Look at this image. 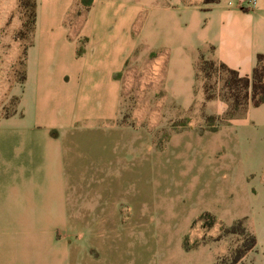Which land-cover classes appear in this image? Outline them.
Masks as SVG:
<instances>
[{
  "label": "crops",
  "instance_id": "1",
  "mask_svg": "<svg viewBox=\"0 0 264 264\" xmlns=\"http://www.w3.org/2000/svg\"><path fill=\"white\" fill-rule=\"evenodd\" d=\"M80 1L36 0L34 28L20 38V0H0V109L16 99L13 112L0 115V264H215L231 250L227 237L215 239L220 227L239 220L256 238L241 259L256 251L264 240L247 208L187 204L173 219L141 207L125 216L121 203L106 197L121 183V172L109 183L106 159L120 163L124 143L126 158L143 154L141 144H150L145 154L153 147V113L150 130H123L126 60L139 52L155 55L152 67L165 65V93L184 98L188 107L196 87L206 113L222 114L227 104L206 98L197 67L204 59L251 75L264 54V0H150L141 42L132 32L138 8L124 15L115 9L110 31L111 2L91 26ZM23 51V79L17 81ZM243 119L264 123V104L248 108ZM183 133L200 140L211 132L172 138ZM205 212L213 218L209 227L199 219ZM185 237L197 246L186 250Z\"/></svg>",
  "mask_w": 264,
  "mask_h": 264
},
{
  "label": "rangeland",
  "instance_id": "2",
  "mask_svg": "<svg viewBox=\"0 0 264 264\" xmlns=\"http://www.w3.org/2000/svg\"><path fill=\"white\" fill-rule=\"evenodd\" d=\"M98 1H80L84 11L87 9L90 11L91 26L100 7L106 2H111L107 12L110 31L114 27L111 18L115 9L124 15L130 9L138 8L132 21L134 24L132 32L133 35H138L137 39L146 38L147 10L150 0ZM80 38L81 41L86 40L85 37ZM140 39L138 40L141 42ZM23 56L24 51L16 70L17 81H21ZM154 58L153 54L142 55L139 52L123 64L121 70L123 130L130 132L150 130L147 121L153 113L152 129L155 137L153 147L148 149L147 154H145L146 146L150 144H141L137 149L143 154L126 158L124 143L121 165L118 160L114 165L113 158L106 159V172L111 174L108 178L109 183L114 184L113 174L121 172L120 189L117 185L116 191L113 189L107 191V199L119 201L122 213L127 217L133 216L141 207H147L155 215L161 214L173 219L181 216L187 204L193 209L199 205H211L219 210L228 209L230 212L247 208L250 221L253 219L252 229L262 243L264 240V123L258 120L254 123L244 119L239 120L246 114L248 108L254 107L252 104L230 120L224 119L226 110L222 114H207L206 102L197 95L196 87L191 97V105L186 107L184 98L179 101L180 98L172 91L165 93L163 89L165 65L152 67ZM199 66L200 63L197 67L196 80L198 83L202 82L203 87L206 86L208 92L215 94L214 98L222 102L223 100L217 95L224 92L222 89L224 72L220 71L218 64H215L211 75L207 77L200 71ZM166 83L172 88L171 79ZM15 103L16 99L11 98L5 108L0 109V115L11 114ZM220 105L219 103L218 107L216 106V111L220 109ZM236 119L238 120L233 121ZM182 131H196L201 134L209 131L211 133L205 136L211 138L205 137L199 140L190 133L172 138ZM194 161L196 165L189 168L188 163ZM109 162L111 166L108 165ZM189 183L195 184L196 188L187 189ZM201 220L203 226H210V217ZM235 223L223 224L220 227L221 232L216 235L215 239L227 237L231 246L229 253L218 260L217 264H233L232 258L243 244L245 239L243 235L226 231ZM193 242L190 245L197 243ZM261 259H264V243L236 264H264L259 262Z\"/></svg>",
  "mask_w": 264,
  "mask_h": 264
},
{
  "label": "trees",
  "instance_id": "3",
  "mask_svg": "<svg viewBox=\"0 0 264 264\" xmlns=\"http://www.w3.org/2000/svg\"><path fill=\"white\" fill-rule=\"evenodd\" d=\"M219 0H203L206 5H211ZM20 7L24 13L23 27L18 32L17 36L25 38L30 35L36 21V0H20ZM215 62L202 59L200 62V71H202L207 77L211 75V70L215 67ZM220 71L224 72L225 77L223 79L222 89L224 92L218 94L223 101L227 103V109L225 111V120H230L240 115L243 110L249 105L257 107L264 104V54L257 55V63L252 70L251 75L241 76L238 71L228 68L224 64H218ZM21 79L23 77L21 76ZM206 98L211 99L215 97L212 92L209 93L205 86ZM211 119V117H209ZM210 217L209 225L213 223V218L207 212L201 214L199 219ZM238 227V228H237ZM228 233H239L245 237L243 244L235 252L232 258V263L236 264L240 259L256 245V238L250 232L247 231L241 220L230 226L226 230ZM186 250L193 249L197 246V243L190 245L187 237L183 242ZM217 264V263H215Z\"/></svg>",
  "mask_w": 264,
  "mask_h": 264
},
{
  "label": "built area",
  "instance_id": "4",
  "mask_svg": "<svg viewBox=\"0 0 264 264\" xmlns=\"http://www.w3.org/2000/svg\"><path fill=\"white\" fill-rule=\"evenodd\" d=\"M245 1H247L246 3L249 5L255 4V0H245Z\"/></svg>",
  "mask_w": 264,
  "mask_h": 264
}]
</instances>
